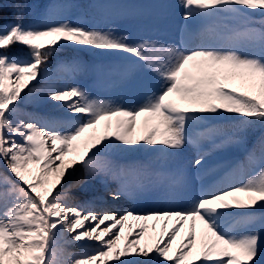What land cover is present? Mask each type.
<instances>
[{
	"label": "snow or ice",
	"instance_id": "1",
	"mask_svg": "<svg viewBox=\"0 0 264 264\" xmlns=\"http://www.w3.org/2000/svg\"><path fill=\"white\" fill-rule=\"evenodd\" d=\"M178 7L189 22L180 44L90 26L60 3L43 26L25 25L27 7L17 3V22L0 27V264H264V134L251 147L248 136L264 126V0ZM15 44L29 59L8 54ZM66 46L121 57L102 74L126 89L127 101L93 96L51 72L49 57ZM87 70L76 59L58 62L73 77ZM25 89L66 115L20 118ZM226 114L237 119L216 122ZM230 148L243 158L212 162ZM140 152L150 159H128ZM76 165L82 177L66 188ZM93 181L113 200L184 198L194 181L199 191L167 209L97 210L96 197L80 203L70 195Z\"/></svg>",
	"mask_w": 264,
	"mask_h": 264
},
{
	"label": "rangeland",
	"instance_id": "2",
	"mask_svg": "<svg viewBox=\"0 0 264 264\" xmlns=\"http://www.w3.org/2000/svg\"><path fill=\"white\" fill-rule=\"evenodd\" d=\"M60 4H67L70 6L69 14L73 20L81 19L88 25L94 27H113L117 31L127 32L133 39L150 37L180 44V42L185 38L183 26L186 23H189L184 21L181 17L183 10L178 7L179 0H91L90 6L92 7V10L90 11L85 9L84 6L79 3H75L73 1H67ZM44 23H46V20L43 15L38 19V21H34L28 25L43 26ZM191 23H193V31H195L198 26L195 22ZM192 43H199V39L194 40ZM66 47L80 49L84 52L88 51L93 58L96 59L93 63H88L90 65V73L88 75L92 76L94 81L91 82L87 80L84 82V85L88 86V90L93 94V96H99L106 99L121 98L122 102L127 101L128 96L126 89L122 87H113L108 82L107 78L102 74L108 67L118 63L121 60V57L117 55L105 54L96 49L75 46ZM51 72L56 74L58 77H61L63 82L77 83L75 76L73 77L71 74L59 72L58 66ZM18 116L22 118L20 111ZM236 150L237 155L234 157L229 156L230 153L228 150L219 152L212 157V162H234L237 159H240V156L243 153L241 149L235 148V151ZM145 153H136L139 158L133 159L132 161L150 159L151 154ZM185 155L187 159H191L194 153H192L191 149H189ZM0 165H2V161H0ZM73 183L74 181L71 184ZM193 187L199 191V182L194 181L191 191ZM70 192L73 195H80V189H71ZM193 194H195V196H193L195 198L198 193L193 192L191 195L187 194L184 198H191ZM150 197L151 199H155L157 202L166 204L177 201V199H166L158 195H150ZM148 198V196H144L138 199V201L140 203L146 202ZM126 200L127 201L123 202V205L129 206V209H137L144 206L140 204H133V199L127 198ZM129 200H131V202ZM78 250H80V248ZM69 251H72L71 247H69Z\"/></svg>",
	"mask_w": 264,
	"mask_h": 264
},
{
	"label": "bare ground",
	"instance_id": "3",
	"mask_svg": "<svg viewBox=\"0 0 264 264\" xmlns=\"http://www.w3.org/2000/svg\"><path fill=\"white\" fill-rule=\"evenodd\" d=\"M61 79V77H59ZM43 87V82H41V84L37 85V88H41ZM27 92V89L24 90V92H22V101H18V105H19V109H20V113L22 118H25L28 114H31L32 116H37L40 117L42 119H48L51 118V114L50 111L55 110L57 113L62 114L65 113L66 111L62 108H60L58 105H56L54 102L51 101H47L46 99H44V94L42 92H37L36 94H31L28 96H25V93ZM65 114L61 115L60 118L64 117ZM66 130V129H65ZM145 153V152H142ZM146 154V153H145ZM139 158V156L135 153L133 155H131L130 157H128L129 160H133V159H137ZM67 159V158H66ZM82 173H83V168L80 165H76L74 170H71V179H66V182L64 184V187H68L69 184H71L73 181L75 182L78 178L82 177ZM111 187H115L116 184L115 182H113L111 185ZM198 193V190L195 189L194 187L192 188V191L190 189L188 194H192V193ZM71 196H76V200L80 203H84L86 201H90L93 199V197H96V201H95V205H97L98 202H105L104 207L103 208H97V210H101V209H109V210H116L119 209L120 211H124L129 209V206H124L123 202L127 201V198H120L119 200H111V195H109V193L105 190L104 186L102 184H100L98 181H93L90 182L89 185L86 186V189H80V195H73L71 194ZM195 194L192 195L191 198L194 199ZM111 197V198H110ZM149 199L146 202H139L138 199L133 201V204H140V205H144L142 208H137V211L143 212V211H147V210H155L158 208H162V209H167L169 207H177V206H181L184 203V199H177V201L173 202V203H161V202H157L155 199H151L150 195L148 196ZM131 202V200H129ZM97 207V206H96ZM128 207V208H127ZM130 223L133 224V233H135V231L137 230L136 225L138 222H132L130 221ZM149 228L147 230L148 234H152L153 233V229L151 228V224L153 223V221H149ZM163 221L160 222V225H157V228L155 229L156 232H159L160 230V226L162 225ZM129 228L127 226H125L124 232L125 234H127L129 232ZM186 231V230H185ZM183 235V233H182ZM135 238L134 235L132 237H129V239ZM148 241V235H146L144 238L141 239V243H147ZM125 241L122 239L120 242V247L124 246ZM180 243V237L177 238L176 244L173 246V251H175V249L179 246ZM72 252H77L79 253L82 249L78 246L72 245L70 246ZM80 248V250H78Z\"/></svg>",
	"mask_w": 264,
	"mask_h": 264
},
{
	"label": "trees",
	"instance_id": "4",
	"mask_svg": "<svg viewBox=\"0 0 264 264\" xmlns=\"http://www.w3.org/2000/svg\"><path fill=\"white\" fill-rule=\"evenodd\" d=\"M56 1L58 0H0V5H2V9H0V27H2L6 22H10L12 24L17 22V14L15 12V6L17 3L26 5L27 11L23 17V21L25 25H28L34 21H38V19L45 14L48 5L55 3ZM77 1L83 5H88V0ZM8 54L18 58L29 59L28 48L20 44L12 46ZM74 59L85 63H89L93 60L92 57L85 52L62 48L58 50L57 53L49 57V63L47 66L51 68L57 65L58 62L72 61ZM89 79L93 78L88 75L83 76V82H86ZM236 119L237 117L234 115L226 114L224 120L220 121V123H224L225 121H235ZM262 134H264V126H261L260 124L254 125L248 131L249 142L256 137H260Z\"/></svg>",
	"mask_w": 264,
	"mask_h": 264
}]
</instances>
